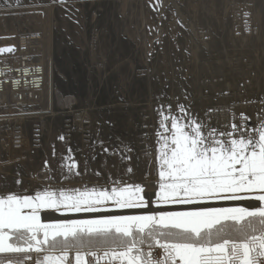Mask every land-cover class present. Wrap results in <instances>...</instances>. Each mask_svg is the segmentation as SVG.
Segmentation results:
<instances>
[{"label": "rangeland", "instance_id": "1", "mask_svg": "<svg viewBox=\"0 0 264 264\" xmlns=\"http://www.w3.org/2000/svg\"><path fill=\"white\" fill-rule=\"evenodd\" d=\"M53 1L57 0H0V44L3 36H12L17 45L20 35L41 36V39H34L31 45L43 52L44 60L50 58L57 73L55 95L49 105L39 100L27 101L19 107L0 105V111L9 114L0 118V126L8 131L16 125L22 129L25 138L24 146L13 150L9 145L8 132L1 133L4 141L0 143V195L34 196L37 191L45 190L56 193L66 191L69 194L79 190L76 194H80L86 189L110 190L116 186L139 184L143 188L140 196L149 201L156 200V193L161 190L157 156L164 152L163 134H168L161 127L162 121L171 130V120L164 121L160 113L180 116L179 104H185L192 111L191 104L188 102V107L186 103L196 89L204 95H211L204 82L207 78L205 74L191 77L190 63H186L189 46L177 40L189 28L195 32L203 30L197 27L191 12L196 9L197 0H172L176 8L170 6L171 0H65V4ZM234 2L235 7L232 8L240 10L239 0ZM244 15L247 13L244 12ZM161 19L168 25L171 22L176 24L180 31L175 37L178 38L170 41L180 63L175 61L170 64L166 59L168 45L157 31L162 26ZM67 79L70 80L68 86L65 85ZM190 85L192 88L189 90ZM259 97L263 99L259 105L264 111V98L261 94ZM253 101L249 97L244 104L251 106ZM235 107L216 108L220 111L209 108L204 111V117L198 119L203 122L207 118L203 123L206 122L208 130L217 129L218 138H221L218 135L220 132L232 131L233 124H243L245 130L251 131L264 120V114L255 119L245 112H238L235 117ZM19 110L38 112L32 113L31 117L13 114ZM239 114L248 119L244 121ZM83 120L87 123L82 124ZM183 122L178 121L179 124ZM234 136L239 138L238 133ZM70 164H74L71 172ZM77 172L79 175H76ZM17 180L21 183L17 184ZM217 202L235 201L214 200L209 203ZM237 202L256 203L253 207L260 203L256 200ZM173 206L178 205H150L149 210L133 209L143 212L121 214L183 211L174 210ZM239 206L246 207H222ZM42 209L39 216L52 208ZM115 211L122 210L97 215L117 214ZM83 213L71 219H92L96 216H85ZM102 264H107V259ZM113 264L120 262L114 261Z\"/></svg>", "mask_w": 264, "mask_h": 264}, {"label": "snow or ice", "instance_id": "2", "mask_svg": "<svg viewBox=\"0 0 264 264\" xmlns=\"http://www.w3.org/2000/svg\"><path fill=\"white\" fill-rule=\"evenodd\" d=\"M177 107L180 116L160 113L164 121L171 120V130L162 121L168 134L157 156L161 190L156 200L140 196L139 184L80 194L0 195V264H102L106 259L107 264H264V120L251 131L233 124L232 131L219 133L227 138H218L217 129L206 131L208 125L184 105ZM68 167L71 172L74 164ZM246 199L260 203L252 208L208 206L214 200ZM169 204L186 210L47 224L39 216L46 207L101 214Z\"/></svg>", "mask_w": 264, "mask_h": 264}, {"label": "bare ground", "instance_id": "3", "mask_svg": "<svg viewBox=\"0 0 264 264\" xmlns=\"http://www.w3.org/2000/svg\"><path fill=\"white\" fill-rule=\"evenodd\" d=\"M53 2H58L62 4L60 0L53 1ZM228 2L229 0H197L196 1V5H195L196 9L195 10L192 9L193 11L191 12L195 16V19H196L195 23H197V27L202 28L203 30H199L195 32L192 28H189V29L186 28L188 30H186L184 33L182 32V35L179 36V38L177 37L178 38L177 39L175 37L180 32L177 28V25L172 22L169 23L168 25L167 22L161 19L162 26L158 27L157 31L159 33V36L164 38L165 43H166L165 45H168V48L166 46L167 53H165V55H166V59L169 60L170 64L174 63L175 61L180 63L179 56L177 55V52H175L176 49L174 51L173 47L171 48V46H173L172 43L170 44L171 40L177 39L182 45L189 46L188 54L186 55V60H187L186 63H190L189 71H190L191 77L192 76L198 77L202 73L207 76L204 82L207 83V88H208V91L211 93V95L210 94L204 95L203 93H201L200 90L196 89L195 91H193V95L189 96V99L187 98L188 101L186 104H188V107H189V103L191 104V110H192L191 112L193 115L201 119V117H204V111L209 108L216 110V108L218 109L224 108L225 106L233 107L234 105H236V107L233 110L235 114L234 115L231 114V115L235 116L236 113L238 112L240 113L245 112L248 116L255 118V119H259V115L264 114L262 107L259 105L260 102L263 103V99H261L259 95L261 94L262 98H264V0H239V3H240L239 5L241 6L240 10L233 9L235 7L234 3H236L234 2V0H231L230 3ZM170 4H171L170 6H173L174 8H176V4L172 0L170 1ZM242 11L247 13V15H244V12ZM188 24L189 23H187V25ZM182 29H183V26H182ZM245 29H248V31ZM42 34L44 35L43 32ZM37 38L41 39V36L39 37L38 35L37 36L36 35L35 36L20 35L17 38L18 39V45H17L16 39H14L12 36H10L9 38L5 36L1 37L2 41L0 44V48L13 47L15 51L12 53L0 52V61H10V60H14V59H17L25 55L28 57L31 56L32 61L43 65L45 68V81H44L43 86L37 92L33 94L32 100L34 101L39 100L38 102L44 101L49 105L51 103L53 94L55 93L57 73H56V69L54 65L52 64L50 58H48L47 60H44L43 52L38 47H34L31 45L33 40ZM195 39H198L200 41L197 42L195 41ZM183 62L184 61H182V64ZM178 66L180 65L178 64ZM160 68L162 67L160 66ZM154 71L156 72V69ZM156 79H157V76H156ZM151 81L153 80L151 79ZM178 82L179 81H177L176 83ZM69 83H70V80L67 79L65 81V85L68 86ZM177 86H180V85L177 84ZM191 88L192 87L190 85L189 90ZM227 90H228V93H227ZM222 91L223 92L226 91V93H221ZM249 97L254 99L253 101L254 104H252L251 106H246V104L244 103H245V100ZM259 98L261 100H259ZM4 106L10 107V102H6ZM35 112H38V111H32V110L26 111V113H33V114ZM227 113L228 112H226V114ZM28 115L30 116L31 114H28ZM226 119L225 120L222 119L223 122L226 121ZM218 121L220 122V120ZM221 130H224V129H221ZM6 131L7 130L4 129V126H0V143H3L4 141L3 134L1 133L6 132ZM246 200L254 201V199H246ZM239 207H243V206H239ZM63 209H61L60 211H56L53 208L46 209L43 215L42 216L40 215L41 216L40 221H48L50 223H53L58 220H67V219H71L72 217L76 218L80 216V214L82 213L81 212L79 214V213L73 212V214H70V213H67ZM141 211L142 210L132 209V210L115 211L114 213H117V214L129 213V212L139 213ZM110 214H113V213H110ZM83 215L92 216L93 214L83 213ZM95 215L97 216V214Z\"/></svg>", "mask_w": 264, "mask_h": 264}, {"label": "built area", "instance_id": "4", "mask_svg": "<svg viewBox=\"0 0 264 264\" xmlns=\"http://www.w3.org/2000/svg\"><path fill=\"white\" fill-rule=\"evenodd\" d=\"M44 81V66L32 61L31 56L24 55L14 60L0 61V105L6 102H10V107L24 105L33 99V94L43 86ZM13 114L27 116L32 113L19 110ZM8 115L7 112L0 111V118ZM86 123L87 121H82V124ZM7 132L11 149L20 150L25 142L22 129L15 125Z\"/></svg>", "mask_w": 264, "mask_h": 264}, {"label": "water", "instance_id": "5", "mask_svg": "<svg viewBox=\"0 0 264 264\" xmlns=\"http://www.w3.org/2000/svg\"><path fill=\"white\" fill-rule=\"evenodd\" d=\"M255 203L253 202H217V203H208V206L212 207H221V206H232V205H244L246 207H253ZM172 209L174 210H186L183 206H173Z\"/></svg>", "mask_w": 264, "mask_h": 264}]
</instances>
